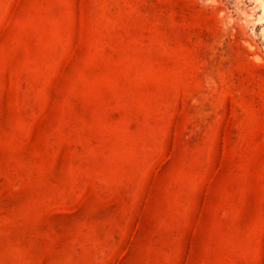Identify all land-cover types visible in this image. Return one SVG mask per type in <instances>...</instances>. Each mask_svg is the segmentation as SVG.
Returning <instances> with one entry per match:
<instances>
[{
  "label": "rangeland",
  "instance_id": "374dc122",
  "mask_svg": "<svg viewBox=\"0 0 264 264\" xmlns=\"http://www.w3.org/2000/svg\"><path fill=\"white\" fill-rule=\"evenodd\" d=\"M263 1L0 0V264H264Z\"/></svg>",
  "mask_w": 264,
  "mask_h": 264
},
{
  "label": "bare ground",
  "instance_id": "6f19581e",
  "mask_svg": "<svg viewBox=\"0 0 264 264\" xmlns=\"http://www.w3.org/2000/svg\"><path fill=\"white\" fill-rule=\"evenodd\" d=\"M263 2H264V1H263ZM262 5H263V11H264V3H263ZM262 5H261V6H262ZM263 31H264V28H263Z\"/></svg>",
  "mask_w": 264,
  "mask_h": 264
}]
</instances>
